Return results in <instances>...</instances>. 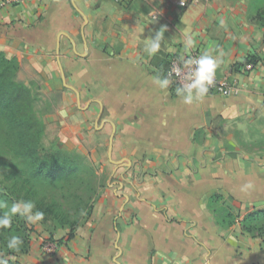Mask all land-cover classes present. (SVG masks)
Returning <instances> with one entry per match:
<instances>
[{"label":"crops","instance_id":"1","mask_svg":"<svg viewBox=\"0 0 264 264\" xmlns=\"http://www.w3.org/2000/svg\"><path fill=\"white\" fill-rule=\"evenodd\" d=\"M248 7L247 0L185 8L177 0H0V50L19 54L46 81L65 71L79 94L62 79L63 146L87 152L83 131L108 135L109 151L112 135L116 161L108 157L110 181L73 236L47 252L35 227L21 264H264L262 239L238 222L220 225L208 203L218 193L241 215L264 208V156L227 149L223 135L228 124L264 119V32ZM161 27L160 50L149 56L145 45ZM191 50L217 59L216 74L236 78L240 92L189 105L172 84L153 83L170 57ZM251 55L252 69H237Z\"/></svg>","mask_w":264,"mask_h":264},{"label":"trees","instance_id":"2","mask_svg":"<svg viewBox=\"0 0 264 264\" xmlns=\"http://www.w3.org/2000/svg\"><path fill=\"white\" fill-rule=\"evenodd\" d=\"M261 2L257 18L264 22V0ZM257 60L255 55H251L245 58L237 69L246 63L253 65ZM25 64L27 65L25 59L21 61L15 57L9 59L0 51V170L7 169L5 181L9 182V185L0 187V203L9 206L10 201H32L35 204L33 212L37 210L44 212V219L41 221L45 223L49 219L47 213H54V208L52 204H46L43 198H37L36 188L39 185L59 186L61 189L72 191L74 195L73 211L64 215L65 221L72 229L83 215L85 218L90 216L92 196L85 200L77 193L84 181L81 173L88 172L91 168L86 163V158L74 151L62 149L46 151L43 148L42 140L47 135L48 125L41 116V110L49 105L51 113L56 106H52L53 101L49 97L48 99L43 97L41 93L43 77L37 70L31 68L33 75L28 76V82L21 79L20 74ZM160 76L167 77L164 71ZM55 94L59 101L60 91H56ZM256 116L258 117L256 120L264 123L263 117ZM4 154L10 157L9 161L1 159V155ZM2 183L0 180V185ZM94 193L93 189L91 195ZM228 202H233L231 197L218 193L209 198V206L215 213L218 223L227 227L238 222L244 232L260 237L264 243V208L248 209L241 215L240 210ZM5 209L0 208V215H3ZM15 217L21 221L25 220L17 214L12 218L10 228H0V250L24 254L28 252L29 241L23 243L18 252L6 247L7 239L14 236L13 233L17 229ZM71 236L73 232H70L69 237Z\"/></svg>","mask_w":264,"mask_h":264},{"label":"rangeland","instance_id":"3","mask_svg":"<svg viewBox=\"0 0 264 264\" xmlns=\"http://www.w3.org/2000/svg\"><path fill=\"white\" fill-rule=\"evenodd\" d=\"M247 1L249 2V17L251 18L253 23L257 25L258 28L261 29V31L264 32V22L258 20L257 18L258 10L259 8H261V3L263 1ZM12 44L19 49V44H16L13 41ZM0 51L3 50L1 49ZM3 52L6 54V56L15 57L19 61L23 59L20 57L19 54L11 53V50ZM31 68H33L32 65H30L27 61V65L25 64L24 70L20 74L21 79H23L25 82H28L29 75H33ZM64 75L66 83L69 84L67 80L68 76L65 71ZM41 86V93L43 97H46L47 99L49 97V99L53 101L51 102L52 106H56L55 110L51 113H49V105L45 106V108L41 110V116L44 121L47 122L48 125L47 135L42 140L43 148L46 151H52L55 149L74 151L86 158V163L90 166L92 172L91 170H88V172L83 171L81 173V178L84 181L83 184L79 187L77 194L83 196L85 200H87L89 196H92L90 201V203H92V209L90 211L91 215L96 205V201L100 197V193L105 189L107 183L110 181L111 178V163L109 162L107 156L108 135L100 137L93 133L91 135L88 133H82V131L78 135V137L80 139L81 145L87 151L84 153L79 152L77 148L75 149L72 147H64L60 139V131L64 122L68 123L69 118L64 109H62L60 106L62 101V90L60 88L64 87L62 85V78L59 68L57 69V73L55 74V76L50 77L47 81L43 77V82ZM56 91H60L61 99L59 101H57V97L55 94ZM263 127L264 123L260 120H255L253 123L245 122L241 125H238L236 123L228 124L227 128L223 131L226 148H236L238 150L246 152L250 156H264ZM1 159L3 161H9L10 157L4 154L1 155ZM6 173L7 169L2 168L0 170V180H2L3 182L0 187L9 185V182L5 181ZM36 189L37 198H43L46 204H52L54 208V213H47L49 219L45 223L42 221H38L34 224H30L26 221V219H23L21 221L20 219H18V217H15L17 219V229L14 231L13 234L21 238L22 244L29 241L30 247V236L35 233V227H37V230H39L40 233L43 232L46 234L45 237H42L41 246L44 247L45 244L52 245L54 243H59V241L69 238L70 232H74V230H76V228L80 224H83L89 218H85V215H83V217H81V219L79 220V223L75 227L70 229L71 227H69V223L65 221L66 218L64 215L66 212L71 213L73 211V192H70L66 189H61L59 186L56 185H39ZM93 189L95 190V193L91 195ZM9 197L13 199V197ZM12 203L13 202L11 201L9 202V207L12 205ZM231 203L233 204V202ZM5 210L7 211L8 209L6 208ZM48 248H52V246H48ZM46 251L49 252V250ZM20 256V253H7L5 250H0V259L8 260V264H21ZM9 257H14V259H9Z\"/></svg>","mask_w":264,"mask_h":264},{"label":"clouds","instance_id":"4","mask_svg":"<svg viewBox=\"0 0 264 264\" xmlns=\"http://www.w3.org/2000/svg\"><path fill=\"white\" fill-rule=\"evenodd\" d=\"M185 2L186 0H180L181 5ZM165 30L166 29L164 27H161L158 31H156L154 38H150L148 40L145 45V51L149 56L155 55L160 50ZM187 44H194V40L191 36L187 38ZM222 54L223 53H221V55ZM8 58L10 59L11 57L9 56ZM190 63L195 64V69L192 73L190 82L186 85V87L178 88L176 90L177 96L181 97L182 103L189 105L193 103L194 98L199 99L207 94L208 86L214 83V77L216 75V69L219 66V61L211 55L204 53L198 58L191 59ZM153 83L158 85L160 89H167L170 84V80L168 77H154ZM194 90L196 92V97L193 95ZM251 187V183H248L243 185L241 190L245 191ZM0 208L8 209L3 213V215H0V228H10L12 225V218L17 214L24 217L30 224H34L44 219V212L39 210L33 212L35 204L32 201L19 200L13 202L10 207L6 203H0ZM21 244V238L14 235L7 239L6 247L10 250L18 252ZM9 259H14V257H9ZM0 264H8V260L0 259Z\"/></svg>","mask_w":264,"mask_h":264},{"label":"built area","instance_id":"5","mask_svg":"<svg viewBox=\"0 0 264 264\" xmlns=\"http://www.w3.org/2000/svg\"><path fill=\"white\" fill-rule=\"evenodd\" d=\"M6 3H12L17 0H4ZM206 0H186V2L181 5L180 0H177L182 8H185L191 4L202 2ZM153 19L158 18V13L155 12L151 15ZM201 53L198 50H191L185 53L182 56H172L168 60V68L166 70V76L170 80L176 89L184 88L190 82L192 78V73L195 69V64L190 63V60L193 58H198ZM252 63H246L243 66V69L250 70L252 69ZM241 90L240 82L236 78H231L229 76H219L218 74L214 77V83L208 86L207 94H220L223 96H233L236 95ZM52 246V248H48ZM55 248V243L52 245L45 244L44 249L53 251Z\"/></svg>","mask_w":264,"mask_h":264},{"label":"water","instance_id":"6","mask_svg":"<svg viewBox=\"0 0 264 264\" xmlns=\"http://www.w3.org/2000/svg\"><path fill=\"white\" fill-rule=\"evenodd\" d=\"M61 74H62V79H63V84H64V86H68V87L72 88L73 90H75V92L77 93L78 99H79V94H78L77 90H76L75 88H73L72 86L68 85V84L66 83V81H65V75H64V73L61 72ZM99 117H100V116H99ZM112 134H113V133H112ZM111 145H112V135H111V138H110V145H109L108 157H109V160H110L111 162L114 163V162H116V161L112 160V158H111Z\"/></svg>","mask_w":264,"mask_h":264}]
</instances>
